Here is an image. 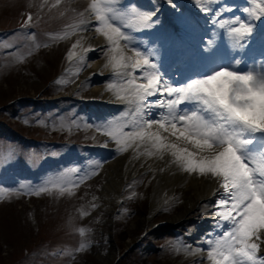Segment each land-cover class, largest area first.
<instances>
[{
  "label": "rangeland",
  "instance_id": "1",
  "mask_svg": "<svg viewBox=\"0 0 264 264\" xmlns=\"http://www.w3.org/2000/svg\"><path fill=\"white\" fill-rule=\"evenodd\" d=\"M3 1L0 0V27L9 25L10 29L0 30V264H105L98 257L102 247L112 248V264H180L182 248L177 232L184 231L182 235H188L189 230L196 232L197 222L210 216L212 203L204 200L190 208L181 223L166 225L168 217L186 206L180 196L174 197L154 214L147 223L151 226L145 229L134 223L149 210L152 187L147 184L148 175L142 174L126 185L111 225L103 224L104 232L99 228L100 218L93 213L96 207L91 205V197L102 182L100 170L109 158L121 153L101 146L106 143L105 127L97 131L100 124L90 121L89 116L96 118L97 112L105 113L106 108H92L90 114L77 108L78 116L74 115V104L78 103L70 99L49 101L45 96L69 94L76 81L81 80L73 95L95 97L93 75L88 74L90 77L86 75L82 80L76 70L63 72L69 68L66 61L74 38L72 33L90 26L87 5L92 0H6L1 6ZM174 1L169 0L172 4ZM120 3L124 0H116L115 6ZM159 4L158 0L156 5ZM4 7H12L14 11H6ZM167 9L170 12L177 8ZM155 10L156 7L153 11L152 7L141 9L130 4L128 12L135 19L143 12ZM198 12L205 14L203 10ZM161 14L164 18L166 12L163 10ZM29 15L37 21L33 25L45 30L44 33L22 29ZM65 33L69 35L65 37ZM151 43L147 41V48ZM83 57H75L71 70L86 64L87 58ZM99 79V84L106 86L118 80L125 82L128 77L116 80L106 75ZM101 98L97 96V100ZM41 128L65 133L55 135ZM23 132L33 138L35 147L23 143ZM253 135L254 143L249 150L264 148V132ZM70 158L72 161L66 164ZM44 159L51 167L47 180L42 182L37 167ZM67 169L72 176L68 182ZM56 187L62 189L61 193L55 192ZM42 188L45 190L40 191ZM51 192L53 196L36 198ZM106 232L110 234L107 239L103 237Z\"/></svg>",
  "mask_w": 264,
  "mask_h": 264
},
{
  "label": "snow or ice",
  "instance_id": "2",
  "mask_svg": "<svg viewBox=\"0 0 264 264\" xmlns=\"http://www.w3.org/2000/svg\"><path fill=\"white\" fill-rule=\"evenodd\" d=\"M249 4L250 8H243L247 20L240 16H233V19L225 16V12L232 11L230 7L218 9L212 18L219 29L226 30L234 47L243 48V42L253 32L251 21L264 18V0H249ZM115 5L116 0H92L89 6L98 25L95 32L106 38L109 45L107 51L102 50L107 56L105 67L114 75L131 68L132 73L139 72V76L130 73L121 87L108 84V90L115 92L116 100L134 106V112L128 123L117 124L103 134L115 144L117 153L132 149L133 159L147 156L164 160L167 156L168 162L179 171L214 180L218 188L213 215L215 227L220 231L205 241L207 260L210 264H264V256L260 254L264 251V148L249 150V145L254 143L253 134L264 132V128L233 120L203 90L207 81L214 79L221 69L186 84L177 85L162 78L157 63L151 59L155 53L138 50L134 35L122 31L114 22L118 19ZM131 10L135 12L134 8ZM203 11L208 13L211 8ZM140 16L142 28L136 31L153 26L152 14L141 13ZM28 20L31 21V15ZM121 41L125 43L121 44ZM79 46H82L81 40L72 45L73 50L68 53L70 60L77 55L75 49ZM96 50L83 49L84 52ZM128 51L132 55H128ZM80 58H84L83 53ZM240 63V60L235 61L236 65ZM249 71L257 79L264 80V71ZM138 80L144 82L138 83ZM150 97L157 99L149 102ZM122 115L128 113L122 109L112 120L119 121ZM103 126L98 125L97 131ZM196 127L214 129L215 132L211 136H202L193 130ZM101 146L107 147L108 143ZM83 231L81 229V234ZM83 247L81 245V249Z\"/></svg>",
  "mask_w": 264,
  "mask_h": 264
},
{
  "label": "bare ground",
  "instance_id": "3",
  "mask_svg": "<svg viewBox=\"0 0 264 264\" xmlns=\"http://www.w3.org/2000/svg\"><path fill=\"white\" fill-rule=\"evenodd\" d=\"M122 11L124 12H121L119 21H122L123 19L128 17V15L126 14L127 8H124ZM128 23H131L130 27L132 28L142 26V23L138 20L129 21ZM160 23L162 25L161 29L166 31L162 34V39L165 41V43L166 40L171 41V35L169 34L170 30L165 27V24L162 20ZM156 24L158 25L159 21L153 19L152 17V25L155 27ZM94 28L95 27L88 26L79 30L78 32H75L71 45L75 44L77 40H81L82 46L77 47L75 49L77 55L74 56L71 60L68 58L66 62H68V65L71 66L75 62V57L78 56L80 58V54L83 53V56L87 58L86 64L82 67L75 68L79 75V78H85V76L88 74L92 75L93 73L98 72L104 73V75L93 76L95 78L93 79L92 94L93 96H95L94 98H97V96H101V100L110 102L111 106L115 108V114L108 115L103 120L106 131H111L117 124H126L129 120H131V118L127 117L133 114L134 106L124 105L123 103L118 102L115 98V92L108 90V85L105 86L99 84V77L106 76L107 74L112 73V71L110 68L105 67V64L107 63V56L102 54V50L107 51V48L109 47L108 42L106 38L95 32ZM145 29L149 30V28ZM124 43V41H121V44ZM153 45L152 50H149L145 46L144 42L139 44V41L136 39V46L139 47L138 50L145 52L151 51L155 53V55H153L151 59H153V61L157 63L158 70L160 72L163 71V69L168 64H171L172 60L169 59V56L167 54L168 46H162L161 43L157 42ZM225 46V49L228 48L231 54L237 48L233 46V40L230 37L227 41H225ZM88 48H96L97 50L94 52L83 51V49ZM72 50L73 49L71 46L70 51ZM209 50L211 51V49ZM127 54L132 55L131 51H128ZM219 56V54L216 56L214 60V62L216 61L215 64L214 62L208 63L210 64L211 72L215 73V71H218L219 68L223 65L225 67L227 66V68L238 71V65L235 64V61L227 60L226 58L222 60V58ZM162 58L166 59L165 62H163L164 60ZM217 64L221 65L217 67ZM252 69H254V67L250 66L246 71ZM124 72L127 76L130 73L139 76V72L132 73L131 68L125 70ZM123 76L124 75H122V77ZM168 78H170V76ZM137 82L139 83L144 81L138 80ZM112 84H115L117 87H121L123 85V83ZM77 86H79V80H77L75 83V87ZM156 99V97H150L149 102H154ZM122 109L123 111L128 113L126 118L122 115L119 121H113L112 118L116 116L117 113H121ZM125 131H127V129H125ZM103 138L104 141L108 143L109 149H115V144L111 142L106 135H104ZM140 150L143 151V147H141ZM133 156L134 153L132 149H129L125 153H121L115 157L109 158L104 167L100 170L99 179L102 182L99 186V189H97L91 197V205H94L96 207V209L93 210V213L95 216H98L100 218V221L102 223L99 225V228H101L105 232L106 228L104 225H111V218H113L114 216L116 205L119 204L123 197L126 185L130 180L142 174L148 175L147 184L151 185L152 188L151 194L149 195L148 199V213H145L142 216L136 218L134 220V223L136 225L143 226L145 227V229H148L150 224L148 225L147 223L151 220L154 214L163 209L174 199V197L177 196H180V201L186 203V206L181 207L180 212L168 217L166 220V225H176L181 223L187 216L189 209H193L204 200L212 203L209 208L211 215L210 224L215 225L213 223H215L216 218L214 217L213 213L215 210V202L217 200V195H215V193L217 191L218 184L214 180L210 178L198 177L194 174L189 175L187 173L179 171L175 165H172L168 162L169 158L167 156L164 160L147 156H140L137 159H133ZM162 168L164 169V171H160V169ZM106 233L107 235L104 234L103 237L107 239L110 234H108V232ZM200 233V236H198L199 240L194 241L195 245H190V247H188V245L182 240L181 235L177 237L180 242L179 246L182 248V255L178 260L180 264H184V262L186 264H210V261H208L206 258L208 249L203 248L205 241L208 239H212L215 233L212 230H203ZM98 257H102L105 264H112V248L108 249L107 247H102L98 252Z\"/></svg>",
  "mask_w": 264,
  "mask_h": 264
},
{
  "label": "clouds",
  "instance_id": "4",
  "mask_svg": "<svg viewBox=\"0 0 264 264\" xmlns=\"http://www.w3.org/2000/svg\"><path fill=\"white\" fill-rule=\"evenodd\" d=\"M233 120L247 126L264 128V80L251 72L220 70L203 89ZM199 135L211 136L214 129L196 127ZM246 175L247 173H243Z\"/></svg>",
  "mask_w": 264,
  "mask_h": 264
}]
</instances>
